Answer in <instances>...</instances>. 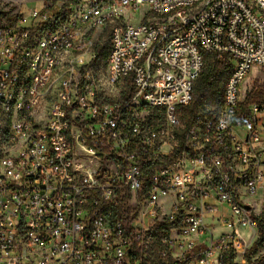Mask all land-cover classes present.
<instances>
[{"label": "built area", "instance_id": "2783aa9c", "mask_svg": "<svg viewBox=\"0 0 264 264\" xmlns=\"http://www.w3.org/2000/svg\"><path fill=\"white\" fill-rule=\"evenodd\" d=\"M107 28L128 101L90 67ZM208 53L229 60L222 102L186 128ZM263 66L264 0H0V264H246L264 103L244 85Z\"/></svg>", "mask_w": 264, "mask_h": 264}, {"label": "trees", "instance_id": "16d2710c", "mask_svg": "<svg viewBox=\"0 0 264 264\" xmlns=\"http://www.w3.org/2000/svg\"><path fill=\"white\" fill-rule=\"evenodd\" d=\"M108 37L110 40L109 28H107L95 45V58L92 60L90 67L93 74L97 77V71L103 64L106 68L107 58L110 52V42H104L103 39ZM204 69L195 81L192 91V101L188 106L182 107V117L186 128H189L195 117L209 108H219L224 92V85L228 79L229 60L226 56H219L216 53H208L204 57ZM122 101H128L133 96V90L129 85L121 92ZM247 101L264 103V85L255 83L247 93ZM158 121L161 118L158 110H150L148 120ZM261 216L259 225V237L253 242L251 247L246 250V264H264V253H259L264 246V221ZM234 253L230 252L224 255V264H234Z\"/></svg>", "mask_w": 264, "mask_h": 264}, {"label": "rangeland", "instance_id": "374dc122", "mask_svg": "<svg viewBox=\"0 0 264 264\" xmlns=\"http://www.w3.org/2000/svg\"><path fill=\"white\" fill-rule=\"evenodd\" d=\"M144 10L140 11L137 13V15L135 17H133L131 19L132 22L136 23L140 20L141 16L143 15ZM104 42H110L109 38L106 36L105 39H103ZM105 75H106V68L104 67V65L102 64L99 67V70L97 71V79L99 82V85L101 87V91L104 92L105 95H110L113 99V101L115 102H121V97L122 94L121 92L123 91V89H120L119 87H111L107 84L106 80H105ZM248 83L246 85H244V87L248 86V92L249 90L253 87V85L255 83H257L258 85H264V66L255 69L251 75L248 78ZM261 207V203L259 204L258 208ZM242 234H247V230H242L241 231ZM255 239H249L248 237H246L244 240L241 241L242 243V247H247V249L249 247H251V245L253 244V242L256 240ZM259 253H264V246L260 249Z\"/></svg>", "mask_w": 264, "mask_h": 264}]
</instances>
